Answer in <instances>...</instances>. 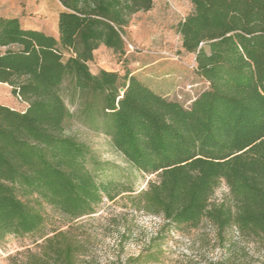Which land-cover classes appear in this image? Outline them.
<instances>
[{
  "label": "trees",
  "instance_id": "16d2710c",
  "mask_svg": "<svg viewBox=\"0 0 264 264\" xmlns=\"http://www.w3.org/2000/svg\"><path fill=\"white\" fill-rule=\"evenodd\" d=\"M57 1V35L0 17V82L24 104H0V241L33 244L11 264H98L76 220L117 197L167 232L208 227L220 253L204 264H255L238 243L264 249V0H188L173 25L176 57L192 55L205 82L188 105L126 66L88 65L99 47L125 55V28L154 0ZM71 120L107 135L132 171L150 176L144 187L96 158L66 130ZM222 181L228 198L213 202ZM47 209L64 229L48 228ZM159 244L107 264L148 262Z\"/></svg>",
  "mask_w": 264,
  "mask_h": 264
},
{
  "label": "rangeland",
  "instance_id": "374dc122",
  "mask_svg": "<svg viewBox=\"0 0 264 264\" xmlns=\"http://www.w3.org/2000/svg\"><path fill=\"white\" fill-rule=\"evenodd\" d=\"M21 1L0 0V17L20 14L22 25L38 27L57 35L56 14L59 5L55 0H47L44 7L40 6L39 0L24 6ZM190 7L188 0H154L149 12L136 13L125 28V55L118 56L110 49L99 47L88 63L90 70L95 73L99 68H104L122 73L121 70L126 66L150 86L166 94L167 98L188 105L189 100L205 86V82L197 78L190 67L192 55L176 57L178 38L173 25L189 12ZM0 104L17 110L24 106L11 93L10 86L1 82ZM66 130L85 142L96 158L109 161L118 167L119 172L132 175L135 189L144 187L150 176L132 171L123 157L113 149L107 135L92 131L76 120H71ZM119 172L108 171L107 176L117 178ZM226 198L228 188L222 181L211 196V201L219 202ZM124 203L122 197L112 202L105 201L92 216L76 220L80 228L75 232L87 240V258L98 264L124 261L128 257H135L144 248H155L158 243V258L136 264H204L219 255L220 247L208 227L201 226L198 230L185 233L167 232L160 228V217L136 211ZM47 212L50 217L48 228L66 227L60 215L49 209ZM201 236H204L203 242L199 241ZM231 240L236 241L237 238ZM32 245L30 236L7 235L0 241V264H11L13 257L21 258L22 251ZM238 246L244 248L252 263L264 264V249L261 246L252 242H239Z\"/></svg>",
  "mask_w": 264,
  "mask_h": 264
},
{
  "label": "crops",
  "instance_id": "0c3cea01",
  "mask_svg": "<svg viewBox=\"0 0 264 264\" xmlns=\"http://www.w3.org/2000/svg\"><path fill=\"white\" fill-rule=\"evenodd\" d=\"M40 1V6H43L44 7V5L47 3V0H39ZM38 1V2H39ZM57 3H58V5H59V8H58V10H57V12L61 9V5L59 4V2L57 1V0H55ZM22 3V5L24 6V5H30V4H32L33 2H37V0H22L21 1ZM3 9H5V8H3ZM2 9V10H3ZM4 11V10H3ZM10 16H17V17H19V19H20V21H22V16L20 15V14H14V15H4V16H2V17H10ZM56 19H57V14H56ZM29 27H33V26H29ZM35 28H38V27H35ZM38 29H41V28H38ZM48 33H52V32H48ZM53 35H54V33H52Z\"/></svg>",
  "mask_w": 264,
  "mask_h": 264
},
{
  "label": "built area",
  "instance_id": "2783aa9c",
  "mask_svg": "<svg viewBox=\"0 0 264 264\" xmlns=\"http://www.w3.org/2000/svg\"><path fill=\"white\" fill-rule=\"evenodd\" d=\"M190 67H192V64H190Z\"/></svg>",
  "mask_w": 264,
  "mask_h": 264
}]
</instances>
